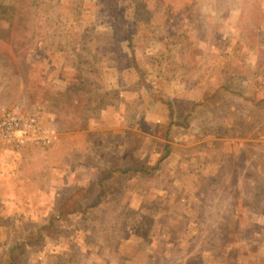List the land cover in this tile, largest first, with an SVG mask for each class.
Masks as SVG:
<instances>
[{"label": "rangeland", "instance_id": "rangeland-1", "mask_svg": "<svg viewBox=\"0 0 264 264\" xmlns=\"http://www.w3.org/2000/svg\"><path fill=\"white\" fill-rule=\"evenodd\" d=\"M10 111L0 264H264V0H0Z\"/></svg>", "mask_w": 264, "mask_h": 264}, {"label": "built area", "instance_id": "built-area-1", "mask_svg": "<svg viewBox=\"0 0 264 264\" xmlns=\"http://www.w3.org/2000/svg\"><path fill=\"white\" fill-rule=\"evenodd\" d=\"M0 135L17 147L50 143L37 116L23 118L13 111L6 113L0 120Z\"/></svg>", "mask_w": 264, "mask_h": 264}, {"label": "crops", "instance_id": "crops-1", "mask_svg": "<svg viewBox=\"0 0 264 264\" xmlns=\"http://www.w3.org/2000/svg\"><path fill=\"white\" fill-rule=\"evenodd\" d=\"M3 175H7V171H5V172L3 173ZM8 176H9V174H8Z\"/></svg>", "mask_w": 264, "mask_h": 264}, {"label": "trees", "instance_id": "trees-1", "mask_svg": "<svg viewBox=\"0 0 264 264\" xmlns=\"http://www.w3.org/2000/svg\"><path fill=\"white\" fill-rule=\"evenodd\" d=\"M74 198V196H72L71 198H70V200H72ZM10 254H13V252H11Z\"/></svg>", "mask_w": 264, "mask_h": 264}]
</instances>
